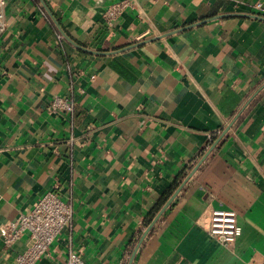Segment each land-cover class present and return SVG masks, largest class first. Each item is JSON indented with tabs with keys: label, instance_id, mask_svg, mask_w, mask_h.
Segmentation results:
<instances>
[{
	"label": "crops",
	"instance_id": "crops-1",
	"mask_svg": "<svg viewBox=\"0 0 264 264\" xmlns=\"http://www.w3.org/2000/svg\"><path fill=\"white\" fill-rule=\"evenodd\" d=\"M117 1L43 0L49 16L38 0H7L0 226L56 186L71 223L36 264H65L70 250L128 264L208 152L132 264H264V21L253 18L264 0H131L109 29L102 13ZM54 97L72 113L49 114ZM212 210L236 213L232 247L208 235ZM25 243L0 239V264Z\"/></svg>",
	"mask_w": 264,
	"mask_h": 264
},
{
	"label": "built area",
	"instance_id": "built-area-1",
	"mask_svg": "<svg viewBox=\"0 0 264 264\" xmlns=\"http://www.w3.org/2000/svg\"><path fill=\"white\" fill-rule=\"evenodd\" d=\"M158 2L160 0H151ZM7 0H0V36L6 29L4 8ZM132 5L131 0L114 2L102 13L103 24L112 28L122 14ZM253 8L262 11V5L256 3ZM59 38V37H58ZM74 104L70 99L54 97L49 101L46 110L49 114L58 112L72 113ZM56 186L45 192L24 213H20L13 221L0 226V239L7 249L16 245L23 237L26 243L23 251L16 255L15 264H36L48 252L49 247L61 232L70 225L72 209L55 193ZM206 231L216 243L223 247H232L241 236V227L234 211L212 210L206 224ZM65 264H86L79 252L68 251Z\"/></svg>",
	"mask_w": 264,
	"mask_h": 264
},
{
	"label": "water",
	"instance_id": "water-1",
	"mask_svg": "<svg viewBox=\"0 0 264 264\" xmlns=\"http://www.w3.org/2000/svg\"><path fill=\"white\" fill-rule=\"evenodd\" d=\"M42 7L47 11V13L49 14L43 0H38ZM50 16V14H49ZM254 19L259 20V21H264V17L261 16H253ZM52 19V17H51ZM52 21H54V24L57 26V28L59 29L61 35L69 42L71 43L73 46H75L76 48H78L79 50L82 51H86L84 49H81L79 46L75 45L59 28L57 22L52 19ZM89 52V51H88ZM232 123L229 124L223 131L222 136L229 130V128L231 127ZM215 145H213L211 147V149L214 147ZM211 151V150H210ZM208 155V152L205 153L202 158L198 161V163L195 165V167L190 171V173L187 175V177L182 181V183L179 185V187L176 189V191L171 195V197L166 201V203L164 204V206L162 207V209L159 211V213L152 219V221L150 222V224L146 227V229L144 230V232L142 233L141 238L138 241L137 247L135 248L132 257L129 261L128 264H132L133 259H134V255L139 247V245L141 244V242L143 241V239L146 237V235L149 233V231L152 229V227L154 226V224L157 222V220L159 219V217L161 216V214L165 211V209L171 204V202L175 199V197L178 195V193L180 192V190L182 189V187L185 185V183L191 178V176L195 173V171L198 169V167L201 165V163L205 160L206 156Z\"/></svg>",
	"mask_w": 264,
	"mask_h": 264
}]
</instances>
